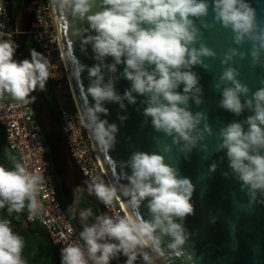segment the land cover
<instances>
[{
    "label": "clouds",
    "instance_id": "9594fccd",
    "mask_svg": "<svg viewBox=\"0 0 264 264\" xmlns=\"http://www.w3.org/2000/svg\"><path fill=\"white\" fill-rule=\"evenodd\" d=\"M56 7L75 20L86 21L88 27H76L73 35L81 38L82 51L88 53L92 66L77 62V79L86 71L89 77L87 94L90 103L81 117L92 138L104 150H112L117 143L119 126L110 123V110L106 103L144 105L142 114L157 133L171 138L185 159L193 150L206 151L202 143L214 135L205 112H193L204 103L200 76L193 71L199 66L208 70L206 59H216L217 53L202 40L201 29L220 24L230 29L233 43L251 45L248 52L229 48L221 59L222 72L214 89L220 93L217 106L236 117L245 111L251 113L243 120H233L215 133L217 152H225L231 176L240 183L248 197V207L264 203V80L254 92L238 78L240 71L234 66L235 58L251 57L250 65L264 67V23L258 20L257 11L250 0H53ZM98 8L99 10L93 11ZM214 13V23L206 18ZM2 11V9H0ZM200 20V25L196 21ZM19 34V33H17ZM4 34L0 33V37ZM199 44L197 47L196 45ZM19 47L12 40L0 38V98L28 104L34 102L31 94L44 90L52 78L50 60L35 49L30 59L17 60ZM112 62L108 63L107 58ZM123 70L118 73V66ZM121 78L130 87L121 95L115 85ZM182 87V91L180 90ZM127 102V105L125 103ZM139 110V109H138ZM121 122L127 115L117 114ZM172 145L165 144L169 153ZM12 168L0 165V209L7 208L11 215L25 208L32 215L40 210L38 195L44 177L30 172L21 162ZM223 158H221V161ZM131 174L126 175L127 185L122 194L139 207L147 200L149 219L139 214L112 217L95 215L91 209L80 212L81 243H71L61 249V264H111L120 255L125 264H154L151 253L163 254L166 247L179 255L191 238L184 227L188 216L195 215L192 197L196 186L188 177H182L177 168L166 163L165 155L158 152H133L125 162ZM218 163L209 166L214 173ZM229 171L223 172L227 179ZM87 183V182H86ZM79 190V189H77ZM103 204L111 205L119 199L117 189L104 182L88 184ZM89 218L94 222L89 224ZM217 217H210L215 223ZM170 238V239H166ZM24 238L11 226L7 218H0V264H27L23 257Z\"/></svg>",
    "mask_w": 264,
    "mask_h": 264
},
{
    "label": "water",
    "instance_id": "95a60500",
    "mask_svg": "<svg viewBox=\"0 0 264 264\" xmlns=\"http://www.w3.org/2000/svg\"><path fill=\"white\" fill-rule=\"evenodd\" d=\"M36 3L37 0H20L19 7L12 15V41L19 45L15 54L17 60L25 59L26 31L32 20ZM50 3L68 71L69 85L76 107L82 116L85 108L94 102L87 94L89 84L87 72L85 71L79 79L75 76L77 62L92 66L96 61L91 58L93 54L90 46L87 54L82 51L81 38L73 35V31L76 27H88V24L86 21L81 22L62 13L53 3V0H50ZM250 3L257 11L258 20L264 23V0H250ZM97 10L99 9H93V11ZM213 16L214 13L210 8L206 22L214 23ZM196 23L200 25L201 21L197 20ZM201 31L203 42L217 53L216 59L208 58L205 60L209 65L208 70L199 66L193 69L200 76V84L204 91V103L199 107L193 103L191 110L193 112H205L208 116L207 122L211 125L214 133L202 142L207 145L206 151L193 150L189 159H185L177 146L172 145L171 138L155 132L151 126L150 118L146 121L142 114L144 105L139 103V100L144 98L139 96L137 105H127L125 101L126 111H122L118 104H105V107L110 110V115L107 117L101 115V118L108 119L110 123H116L119 126L114 149H102L88 130L89 137L105 176L111 185L117 189L122 207L128 215L135 217L139 214L146 220L150 218L146 207L147 200L139 207H135L130 203V198L125 197L121 191V187L128 183L126 175L131 174V170L126 167L125 162L135 151L150 154L158 152L165 155L166 163L177 168L182 177L190 178L196 186L192 197L195 215L188 216L184 221V227L192 234L190 240L179 255L172 253L166 247L163 249L162 255L151 253L155 258L154 264H264V203L256 202L251 208L248 207V197L241 191L240 183L232 178L225 152L216 151L218 140L215 136L220 127L226 126L233 120H243L251 114L245 111L242 116L236 117L219 108L217 104L221 98L220 93L213 87L223 69L220 62L223 54L229 48L234 47L240 51L248 52L251 45L249 43H245L243 46L234 44L231 30L223 28L220 24H215L210 29L202 28ZM196 46L198 47L199 44ZM250 60V56L244 60L236 57L234 66L240 71L238 78L241 82L247 84L254 92L262 86L260 81L264 80V67L258 65L253 68L250 65ZM106 62L111 63V57L107 58ZM122 70L123 65L118 66V73ZM115 87L123 95L124 90L130 87V82L121 78ZM180 90L182 91V87ZM31 95L35 96L34 102L29 103L32 117L45 144L55 184L59 187L65 212L74 228V235L79 236L82 230V222L77 195L95 206L96 215H107V212L103 203L94 194H89L87 187L88 184L92 183L81 174L71 158L60 120L39 89ZM118 113L128 116L122 125L117 118ZM165 144L172 145L171 152L165 153L163 151ZM221 158H223L222 161ZM214 161L218 163V168L216 172L210 173L209 166ZM225 171L230 173L227 179L222 174ZM17 215L21 217L19 223L21 229L31 235L43 237L47 241L53 264H56L57 252L47 233L44 230L31 231L29 222L25 220L24 216L18 213ZM212 216L217 217L214 224L210 222ZM93 222L87 221L89 224ZM125 260L126 257L120 255L117 264H125ZM136 264H143L142 259Z\"/></svg>",
    "mask_w": 264,
    "mask_h": 264
},
{
    "label": "built area",
    "instance_id": "2783aa9c",
    "mask_svg": "<svg viewBox=\"0 0 264 264\" xmlns=\"http://www.w3.org/2000/svg\"><path fill=\"white\" fill-rule=\"evenodd\" d=\"M0 9H2L0 11V33L4 34L0 38L12 40L13 29L8 13V0H0ZM26 34L38 52L44 54L52 64V78L49 81L53 87L71 158L81 174L91 183L102 181L111 185L105 176L92 146L88 128L82 122V116L73 98L50 0H37ZM63 89L66 90L71 102V109L64 105L61 96ZM0 126L7 146L16 151L18 162H21L28 171L44 177V184L38 195L40 210L35 215L30 214L27 210L24 218L27 222H39L57 252V261L61 264V249L71 243L82 244L83 242L79 236L74 235V228L57 199L54 176L46 147L32 117L29 103L21 104L7 95L0 98ZM103 207L108 216L118 217L126 214L120 197L114 200L111 205L103 204ZM140 259L138 257L135 264ZM111 264H117V259L112 260Z\"/></svg>",
    "mask_w": 264,
    "mask_h": 264
},
{
    "label": "trees",
    "instance_id": "16d2710c",
    "mask_svg": "<svg viewBox=\"0 0 264 264\" xmlns=\"http://www.w3.org/2000/svg\"><path fill=\"white\" fill-rule=\"evenodd\" d=\"M19 5H20V0H8V13L10 16V20L12 18L14 11L19 7ZM33 49L38 51L36 46L30 41L29 37H27L24 46L25 58L30 59V52ZM41 93L61 122L58 106L53 94V87L50 81H48L46 88L42 90ZM13 158H15V162H18L17 153L15 150H12L7 146L4 140L2 128L0 126V165L6 168H12L14 164ZM54 184H55V178H54ZM55 190H56L57 199L59 200L61 207L65 212L60 190L57 184H55ZM77 201L81 208V211L86 209H91L92 212L96 215V210L94 205L88 203L85 199H83L79 195L77 196ZM26 213H27V208H25L22 212L18 214L24 216ZM0 218L9 219L11 221V226L13 227V230L18 232L24 238L25 247L23 250V257L27 261V264H53V259L50 255L47 241L43 237L31 235L27 231L21 229L19 226V223L21 222V217H19L17 213L15 214V212H13L11 215H9V213L7 212V208L0 209ZM88 221L92 222L94 221V218H89ZM29 225H30V230L33 232L43 230L42 226L37 221H31L29 222ZM56 264H60V263L57 261Z\"/></svg>",
    "mask_w": 264,
    "mask_h": 264
},
{
    "label": "rangeland",
    "instance_id": "374dc122",
    "mask_svg": "<svg viewBox=\"0 0 264 264\" xmlns=\"http://www.w3.org/2000/svg\"><path fill=\"white\" fill-rule=\"evenodd\" d=\"M61 96L63 97V102H64V105L68 108V109H71V102L66 94V90L63 89V91L61 92Z\"/></svg>",
    "mask_w": 264,
    "mask_h": 264
},
{
    "label": "flooded vegetation",
    "instance_id": "af4514ba",
    "mask_svg": "<svg viewBox=\"0 0 264 264\" xmlns=\"http://www.w3.org/2000/svg\"><path fill=\"white\" fill-rule=\"evenodd\" d=\"M78 196V195H77ZM81 197V196H80Z\"/></svg>",
    "mask_w": 264,
    "mask_h": 264
}]
</instances>
